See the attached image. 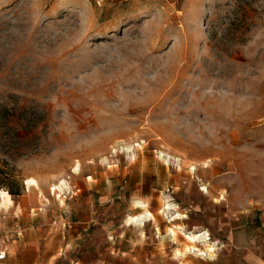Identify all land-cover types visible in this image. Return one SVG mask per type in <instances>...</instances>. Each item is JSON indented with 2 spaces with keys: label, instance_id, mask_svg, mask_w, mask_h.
Wrapping results in <instances>:
<instances>
[{
  "label": "rangeland",
  "instance_id": "rangeland-1",
  "mask_svg": "<svg viewBox=\"0 0 264 264\" xmlns=\"http://www.w3.org/2000/svg\"><path fill=\"white\" fill-rule=\"evenodd\" d=\"M0 190L12 262L21 243L36 264L258 246L264 0H0Z\"/></svg>",
  "mask_w": 264,
  "mask_h": 264
},
{
  "label": "crops",
  "instance_id": "crops-1",
  "mask_svg": "<svg viewBox=\"0 0 264 264\" xmlns=\"http://www.w3.org/2000/svg\"><path fill=\"white\" fill-rule=\"evenodd\" d=\"M4 242V246L8 250V258L6 260L7 264H36L33 259L28 258L27 254L30 251L35 250L33 245L26 246L21 243L15 251H18L20 258L11 260V252L14 250V244L8 243L7 240H4L3 237H0ZM16 241V240H15ZM115 253V245H114ZM16 257V256H15ZM214 264H264V237L257 244L247 243L245 249H242L241 252H231L230 250L226 253L223 252L219 261H214ZM165 263H168V260H165Z\"/></svg>",
  "mask_w": 264,
  "mask_h": 264
},
{
  "label": "bare ground",
  "instance_id": "bare-ground-1",
  "mask_svg": "<svg viewBox=\"0 0 264 264\" xmlns=\"http://www.w3.org/2000/svg\"><path fill=\"white\" fill-rule=\"evenodd\" d=\"M133 155H135V154H133ZM79 170H80V167L77 166L76 167V171H79ZM68 183L69 182H67L66 180H62L61 184L59 185V187H61V190L63 189L64 186L67 187L68 186ZM27 184H28V187H30L31 185H36V186L39 185L38 184V181L35 180L34 178L29 179L27 181ZM0 196H1V199H0L1 206L10 207V206H12L14 204V199L12 197V194L9 191H7V190H0ZM141 204L144 205V206H146V205L148 206V204L146 202H141ZM172 206H173V204L170 203V201H167L165 203V208L166 209H170V208H172ZM148 216H153V213L149 209H147L142 214L138 215V217L136 219L139 220V219H142V217H148ZM129 219L131 221L135 220L133 217H130ZM188 237L193 242V244H191L188 247V250L195 249L197 247V245L195 243L198 242V241L209 242V240H210V237H207L206 234L193 233V234H188ZM207 245H208V248L209 247H213L215 249V247H214L213 244L208 243Z\"/></svg>",
  "mask_w": 264,
  "mask_h": 264
},
{
  "label": "built area",
  "instance_id": "built-area-1",
  "mask_svg": "<svg viewBox=\"0 0 264 264\" xmlns=\"http://www.w3.org/2000/svg\"><path fill=\"white\" fill-rule=\"evenodd\" d=\"M7 258H8V250L4 246L3 240L0 239V264L5 263Z\"/></svg>",
  "mask_w": 264,
  "mask_h": 264
},
{
  "label": "clouds",
  "instance_id": "clouds-1",
  "mask_svg": "<svg viewBox=\"0 0 264 264\" xmlns=\"http://www.w3.org/2000/svg\"><path fill=\"white\" fill-rule=\"evenodd\" d=\"M202 255H204V254L202 253ZM207 256L210 259H216L215 249L213 247L208 248Z\"/></svg>",
  "mask_w": 264,
  "mask_h": 264
}]
</instances>
